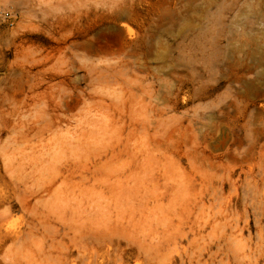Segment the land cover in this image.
<instances>
[{
	"label": "rangeland",
	"instance_id": "1",
	"mask_svg": "<svg viewBox=\"0 0 264 264\" xmlns=\"http://www.w3.org/2000/svg\"><path fill=\"white\" fill-rule=\"evenodd\" d=\"M0 264H264V0H0Z\"/></svg>",
	"mask_w": 264,
	"mask_h": 264
}]
</instances>
